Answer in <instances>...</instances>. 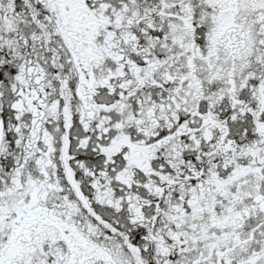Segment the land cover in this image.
Wrapping results in <instances>:
<instances>
[{
	"label": "snow or ice",
	"instance_id": "obj_1",
	"mask_svg": "<svg viewBox=\"0 0 264 264\" xmlns=\"http://www.w3.org/2000/svg\"><path fill=\"white\" fill-rule=\"evenodd\" d=\"M0 264H264V0H0Z\"/></svg>",
	"mask_w": 264,
	"mask_h": 264
}]
</instances>
